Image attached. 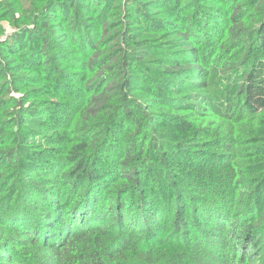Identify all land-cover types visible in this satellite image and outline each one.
<instances>
[{
  "label": "trees",
  "instance_id": "16d2710c",
  "mask_svg": "<svg viewBox=\"0 0 264 264\" xmlns=\"http://www.w3.org/2000/svg\"><path fill=\"white\" fill-rule=\"evenodd\" d=\"M0 264H264V0H0Z\"/></svg>",
  "mask_w": 264,
  "mask_h": 264
}]
</instances>
